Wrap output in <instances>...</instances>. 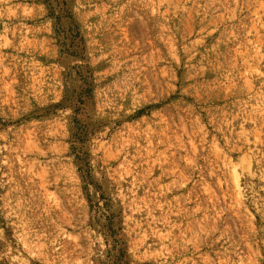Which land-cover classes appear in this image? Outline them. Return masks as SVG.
I'll return each mask as SVG.
<instances>
[{
    "label": "rangeland",
    "instance_id": "374dc122",
    "mask_svg": "<svg viewBox=\"0 0 264 264\" xmlns=\"http://www.w3.org/2000/svg\"><path fill=\"white\" fill-rule=\"evenodd\" d=\"M0 264H264V0H0Z\"/></svg>",
    "mask_w": 264,
    "mask_h": 264
}]
</instances>
